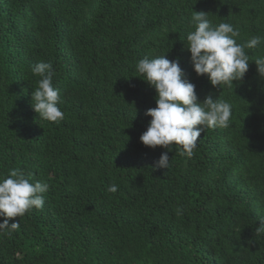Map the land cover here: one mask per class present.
Here are the masks:
<instances>
[{
  "label": "trees",
  "instance_id": "obj_1",
  "mask_svg": "<svg viewBox=\"0 0 264 264\" xmlns=\"http://www.w3.org/2000/svg\"><path fill=\"white\" fill-rule=\"evenodd\" d=\"M195 12L264 36V0H0V176L21 169L50 185L43 209L0 235V264H264V79L213 88L186 49ZM166 55L202 102L232 105L191 158L140 136L156 92L135 70ZM50 62L64 120H38L32 68ZM179 147V146H175ZM116 193L107 192L110 184ZM179 210V214H178Z\"/></svg>",
  "mask_w": 264,
  "mask_h": 264
},
{
  "label": "clouds",
  "instance_id": "obj_2",
  "mask_svg": "<svg viewBox=\"0 0 264 264\" xmlns=\"http://www.w3.org/2000/svg\"><path fill=\"white\" fill-rule=\"evenodd\" d=\"M191 23L194 30L187 34L185 47L196 75L206 76L210 85L219 89H232L234 82H243L250 64L245 49L264 48V36L255 35L240 44L238 29L226 22L213 26L208 14L203 12H195ZM253 62L258 76L264 79V54L257 55ZM135 70L156 92V107L145 113L151 119L140 142L149 149H165L155 162L157 168H169L168 153L174 148L181 156L191 158L198 138L206 129L230 126L232 105L211 95L201 102L196 86L184 79L178 60L170 61L166 55L143 58L138 60ZM32 73L40 78L31 93V107L38 120L63 121L64 113L59 107L63 100L60 90L53 85L52 63L40 61ZM49 188L47 182H32L31 175L26 176L21 169H11L6 176H0V235L12 234L20 228V222L10 223L14 218L23 217L33 209H43ZM106 190L116 193L118 185L110 184ZM256 231L264 233V220Z\"/></svg>",
  "mask_w": 264,
  "mask_h": 264
}]
</instances>
